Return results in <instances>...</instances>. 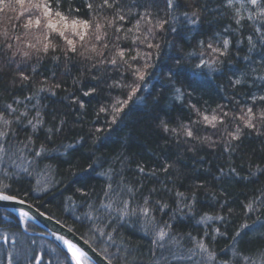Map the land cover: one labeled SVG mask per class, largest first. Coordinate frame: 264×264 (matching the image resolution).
Wrapping results in <instances>:
<instances>
[{"label": "snow or ice", "instance_id": "snow-or-ice-1", "mask_svg": "<svg viewBox=\"0 0 264 264\" xmlns=\"http://www.w3.org/2000/svg\"><path fill=\"white\" fill-rule=\"evenodd\" d=\"M214 4L209 8L207 0H0V12L16 13L7 17L11 31L7 26L0 31V90L11 94L9 103H0V206L11 204L18 224L34 219L30 195L55 199L59 194V210L79 225L69 232H81L80 239L100 257L96 264H256L257 255L264 264V184L241 203L245 222L232 232L229 245L216 250L210 243L228 238L233 210L229 208L227 215L204 213L197 219L198 191L207 189L206 177L212 173L195 165L191 173L178 167L187 152L205 149L219 148L222 154H240L242 159L253 141L264 153V0H214ZM213 13L204 30L203 16ZM21 18L23 36L17 34ZM222 20L228 22L213 30ZM32 29L36 34L26 38ZM168 35L174 39L169 41ZM185 46L191 50L184 51ZM232 56L243 67L233 63ZM48 63L59 75L56 70L50 75L41 72V68L49 71ZM60 77L71 78L72 91L62 89L65 81ZM218 78L227 80L231 95L229 88L216 83ZM239 88L245 89L243 94ZM25 90L26 95H15ZM58 90L65 91L60 103L71 111L54 115L46 126L48 106L41 101L54 99ZM116 92L120 95H113ZM133 99L138 101L135 108L130 104ZM134 110L142 112L151 132L165 141L160 157L153 154L158 164L151 168L136 162L128 151L132 138L123 130ZM70 114L77 124L84 116L93 117L88 136L74 144L47 147L56 144ZM89 139L93 162L87 170L72 172L76 177L72 183L80 185L74 190L79 199L64 197L57 191L63 180L51 179L54 166L40 165L55 160L57 172L59 164H68L71 172L68 157ZM109 142L119 145L115 154L97 155ZM132 172L137 178L129 177ZM216 172L212 179L223 182L220 194L227 195L226 183L259 182L264 167L258 165L248 176L231 165ZM41 175L49 179L33 185L32 178ZM144 178L161 187L146 188ZM93 179L101 181L100 192L89 187ZM26 180V191L15 187ZM185 181L190 182L187 194L175 188L177 183L184 187ZM162 192L174 193L172 204ZM213 199L221 211L236 203L221 201L216 194ZM36 212L52 218L47 211L36 208ZM190 224L203 227V234L194 237L177 231ZM49 234L64 246L61 252L53 249L51 264H93L85 247L61 233ZM133 236L147 240V246L134 244ZM17 243L8 264H44L42 253L33 254L25 240Z\"/></svg>", "mask_w": 264, "mask_h": 264}, {"label": "trees", "instance_id": "trees-1", "mask_svg": "<svg viewBox=\"0 0 264 264\" xmlns=\"http://www.w3.org/2000/svg\"><path fill=\"white\" fill-rule=\"evenodd\" d=\"M203 2V0H202ZM208 7L213 8L215 6L214 0H207ZM239 4H237V7ZM16 13L9 12L5 10L4 12H0V31H2L6 26L9 27V31H11V27L8 23L7 17L8 16H15ZM215 13L210 15L203 16V27L204 30L208 29V22L213 19V16ZM15 23V21H13ZM228 21L222 20L218 25L214 26L213 30H217L219 28H223L224 25ZM24 24V18H21L19 21V31L17 34L22 35L24 34L25 30L23 29ZM36 31L35 29H32L29 32V36L26 38H31L32 35H35ZM186 34L191 36L192 33L189 29H186ZM247 33H245L246 35ZM201 37H197L199 39ZM238 38V37H237ZM167 39L169 41L173 40L174 37L172 35H168ZM194 44V41L192 42ZM191 47L185 46L184 51H190ZM237 51V49H233V52ZM245 53L243 51H240V55L243 56ZM230 59L233 61V63H237L238 66L243 67L242 64L237 61L235 56L230 57ZM15 67V66H14ZM47 69L49 71H45L44 68H41V72H43L45 75H50L51 70H56L53 68V65L51 63L47 64ZM30 71V69H28ZM59 75V70H56ZM75 74V72L73 73ZM65 81V83L62 85V89L66 88L68 91H72V80L70 77H60ZM7 79V77H6ZM37 80L41 79L40 76L36 77ZM52 83V81H50ZM217 84L221 86V88H229V91L227 92V95H231L230 86L227 84L226 79H217ZM245 91L244 88H239V92L243 94ZM27 90L24 92H15V95L22 96L26 95ZM10 93L4 92L0 90V103H9L10 102ZM66 95L65 91L58 90L57 96L54 99L51 100H42L41 103L48 106V114H46L45 119L48 122L46 126H49L52 122V117L59 116L65 111H71L67 108L66 103H60V98L64 97ZM113 95H120L119 92L113 93ZM205 99H208V97H205ZM219 100H216V103H219ZM209 103H212V106L215 107V103L212 102V100H209ZM93 104L95 105V101H93ZM131 106L135 108L138 105V101L133 99V101L130 102ZM67 119L68 124L65 126V129L63 133H61L58 137H56V144H49L47 147L53 148L59 145L61 142L64 144H74L80 137H87L89 133V129L92 127V124L90 121L93 119L92 116H84L83 117V123L77 124L75 122V116L74 115H68L65 117ZM102 119H106V117H102ZM127 128H125L123 131L124 133H128L131 136L130 141V148L128 151L131 154L135 155V161L141 162L146 165V167L151 168L153 166H156L158 164V160L154 158L153 154H155V157H160L161 155V149L164 148L165 141L162 139H159L148 127V122L146 119H144L143 113L140 111H132L127 118ZM25 135V134H22ZM123 135V133H121ZM115 136V134H114ZM41 143L40 140H37V144ZM90 144L91 140L89 139L88 143L84 145L83 148L79 149V151L72 152L69 159L72 160V171H69V165L68 164H59L58 166V172L55 170L57 166V161L55 160H45L41 163L40 167L43 168L44 164H52L54 166V170L51 173V179L52 180H63V183L59 186V189L57 190L59 192H63L64 197L73 196L74 199H79V197L74 196V190L75 188L79 187L80 185L78 183H72L76 177L72 175V172L80 173L81 170H87L88 165L93 162L92 159L89 158V152H90ZM260 143L258 141H253L248 144V150L244 152L243 158L241 159V155H234L229 157L227 154H222L220 149L217 148L215 152L209 151L207 149L203 151H197L195 153L187 152L183 159L184 164L178 165L179 168H181L182 171H187L191 173L193 171L192 165H195L196 169H209L212 173V175H216L217 168H224L225 171H227V168L229 165L237 167V171L240 172L242 176H248L249 171H255L256 167L259 165L261 167H264V153L260 152ZM119 145L113 144L111 142L108 143L106 147H103L97 151V155L100 153H105L109 155H114L115 151L118 150ZM167 151L168 149H164ZM254 150V151H253ZM61 152L64 151L63 148L60 149ZM183 151V150H181ZM255 152V154H254ZM203 158V163H200V159ZM187 165L188 167L185 169L184 165ZM79 167H76V166ZM133 168H135V163L132 165ZM130 178L135 179L136 173L132 172L128 174ZM212 175H209L206 177L208 187L205 190H199L198 191V200L199 203L196 206V218L199 219L200 215L204 213H208L209 215H227L228 209L231 208L233 210V215L229 217L230 221H233L228 226V238H221L217 237L215 242L210 243V246L216 250L224 249L227 245H229L231 240V234L232 232L239 227L240 224L245 222V217L243 215V208L240 206L241 203H246L247 198L250 197L253 193V190L258 189L261 184H264V175L259 176V182L254 183H247L246 181L236 182L231 181L229 183H226L224 186L227 189V195L220 194V187L219 184L223 182L219 181H213ZM48 176H34L31 180V183L35 185L36 181L39 180L41 182V185H43L44 181L48 180ZM254 179V178H251ZM159 180L163 181L164 177L161 174L159 176ZM144 183L146 185V188H152V187H161L160 184L156 182V180H149L148 178H144ZM185 186L180 187L179 183L175 185V188L179 191L187 192L189 191L188 185L189 181H185ZM29 186V181H25L23 184L15 185L16 188H18L21 192L26 191ZM101 181L99 180H91L89 187L94 188L96 192H100L101 189ZM173 185H169V188H173ZM67 188V191H64V189ZM216 194L217 198L219 200L229 199L234 200L236 203H229L228 207L223 209L221 211L218 204H216V200L213 199V195ZM174 193H161V196L165 201L172 204V197ZM160 198V197H155ZM61 202V196L59 194L56 195V198L53 199L52 196L42 197L41 199H36L35 195L29 196V203L33 204L40 210L46 212L51 215L52 217L56 219H60L63 224L70 227H79V225L74 221V218L68 215L67 213H62L59 210V205ZM215 205V207H213ZM175 207V205H172ZM0 211H5L6 213H9L13 217V229L15 231V236L19 240H24V237L26 236V231L29 232H39L43 231V229L37 225L32 220H27L25 224H18L16 214L3 210L0 208ZM159 215V214H158ZM253 218H255V215H253ZM164 219H167V216L164 217ZM250 222V221H249ZM213 227H219V224H213ZM177 231L181 233H191L192 236L197 237L198 235L203 234V227H192L191 224L188 226H180V228L177 229ZM209 231H211V228H209ZM221 231H225L224 228H221ZM264 231V230H261ZM81 236V232H76ZM251 235V234H250ZM30 240H41L44 244H38V243H31L33 254H43V261L51 262L52 257L56 255V252H61V249L57 247V245L52 242L50 239L43 237L42 235L38 234H31L29 237ZM88 237H85L87 239ZM132 242L134 244L138 245H145L147 246V240H142L139 236H133ZM183 242V241H182ZM46 248H42L41 245H45ZM39 246V247H37ZM52 248H50V247ZM95 247V245H93ZM56 249V252H53V249ZM62 254V253H61ZM223 259V257H221ZM254 261L256 264H260V256L257 255L254 257ZM94 264V263H93Z\"/></svg>", "mask_w": 264, "mask_h": 264}, {"label": "flooded vegetation", "instance_id": "flooded-vegetation-1", "mask_svg": "<svg viewBox=\"0 0 264 264\" xmlns=\"http://www.w3.org/2000/svg\"><path fill=\"white\" fill-rule=\"evenodd\" d=\"M13 225H14V223H13L12 215H10L9 213H6L5 211H0V264H8L9 253H11L13 256H15L16 248L19 246L17 242L20 240L17 239L15 236V231L13 229ZM31 234L42 235L43 237H46L49 239L48 234L44 230L39 231V232L26 231V236L24 237V240L30 245L31 249H32L31 240L29 238H27ZM4 236H7L8 240H4L3 239ZM37 247H39V246H37ZM41 247L46 248L47 246L45 244V245H41ZM50 248H52V247H50ZM34 264H35V262H34ZM44 264H51V262L44 261Z\"/></svg>", "mask_w": 264, "mask_h": 264}, {"label": "water", "instance_id": "water-1", "mask_svg": "<svg viewBox=\"0 0 264 264\" xmlns=\"http://www.w3.org/2000/svg\"><path fill=\"white\" fill-rule=\"evenodd\" d=\"M33 205V204H32ZM0 208L11 211L12 205L9 204L7 208L0 206ZM36 206L33 205V208L30 209V212L32 213L34 219H30L33 222H35L37 225H39L47 234L50 240H52L61 250L63 249V244L58 241L54 236L50 235L49 233L55 231L57 233L63 234L65 237L72 239L74 242L80 244L81 246L85 247L86 250L89 251L90 256L92 257L93 263L96 264V261L100 260V257L97 255V253L92 252L90 248H88V245L84 244L83 240L80 239V235L76 232H69V227L63 224L62 222L60 224L56 223V218L52 217L51 219L47 218V216H40L36 212ZM40 210V209H39ZM40 212H44L40 210ZM49 215V214H48ZM94 247V246H93Z\"/></svg>", "mask_w": 264, "mask_h": 264}, {"label": "rangeland", "instance_id": "rangeland-1", "mask_svg": "<svg viewBox=\"0 0 264 264\" xmlns=\"http://www.w3.org/2000/svg\"><path fill=\"white\" fill-rule=\"evenodd\" d=\"M32 240H33V239H32ZM32 240H31V241H32ZM35 241H36L35 243H38V244H44V243H42L41 240H37V239H35Z\"/></svg>", "mask_w": 264, "mask_h": 264}]
</instances>
